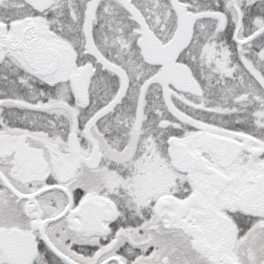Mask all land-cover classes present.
<instances>
[{
  "label": "snow or ice",
  "instance_id": "6c2138e0",
  "mask_svg": "<svg viewBox=\"0 0 264 264\" xmlns=\"http://www.w3.org/2000/svg\"><path fill=\"white\" fill-rule=\"evenodd\" d=\"M0 264H264V0H0Z\"/></svg>",
  "mask_w": 264,
  "mask_h": 264
}]
</instances>
